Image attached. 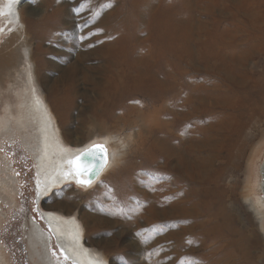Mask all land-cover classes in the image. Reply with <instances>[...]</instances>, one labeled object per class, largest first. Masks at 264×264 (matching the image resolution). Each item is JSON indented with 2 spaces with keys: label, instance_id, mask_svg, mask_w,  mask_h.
Instances as JSON below:
<instances>
[{
  "label": "rangeland",
  "instance_id": "1",
  "mask_svg": "<svg viewBox=\"0 0 264 264\" xmlns=\"http://www.w3.org/2000/svg\"><path fill=\"white\" fill-rule=\"evenodd\" d=\"M249 2L255 5L251 10L263 11L264 0ZM235 4L234 0H25L20 6L25 30H16L10 40L8 34L0 32V51L22 55L23 49L28 48L36 84L69 144L77 138L85 143L97 136L112 137L115 145L119 140L125 142L121 149L125 153L114 166L115 170L124 165L127 153L130 157L141 151L137 141L151 136L162 121L160 107L163 100L168 102V99L161 100L164 90H168L164 80L172 85L187 72L186 78H197L202 83V92L208 101L216 100L221 91V76L230 73V69L248 85L241 97L226 99L227 106L231 104L233 112L230 113L253 114L254 107L248 106L250 101H255L251 93L264 79V13L256 31L251 32L235 17ZM79 24L90 31L83 33ZM93 31H98L95 38ZM40 37H44L42 46H39ZM105 37L107 44L125 47L123 57L111 65L107 74L100 68V53L85 58L78 56L80 45L87 49L102 43ZM50 38L52 42H45ZM232 55L236 68L229 64ZM69 57L82 70L65 74V59ZM14 59L13 67L1 73L0 118L17 122L18 102L22 99L17 93L22 89L24 62L21 56ZM222 64L229 72L221 70ZM87 73L92 74V79H81ZM223 86L227 88L226 84ZM225 87L222 89L226 90ZM154 98L159 101L152 104ZM210 110L207 103V112ZM224 116L218 121H225L227 129L217 146L221 145L223 156L229 158L235 149L230 135L236 131L237 120L226 113ZM146 125L152 129L147 131ZM258 126L264 131V121ZM22 132L24 127L19 124L13 138L0 137V264H37L28 246L32 223L46 231L49 229L41 217L40 207L43 211L80 217L97 214L101 220L99 225L85 215L87 243L106 256L110 264H264V232L251 208L252 200L264 198L260 188L264 184V136L254 141L240 169L227 178V182L240 181L236 200L233 197L238 203L236 213L240 219L236 226L252 234L246 243L242 241V247L241 242L227 245L230 239L227 233L224 238L214 240L216 236L209 237L195 226L173 242L163 240V244H155L141 235V229L150 227V218L144 213L137 216L134 226L125 224L126 217L134 214V208L141 207L155 193L153 183L150 187L139 183L138 190L128 188V204L120 208L109 205L111 209L119 208L123 214L102 210L108 198L116 196V191L111 192L104 179L106 175L88 187L70 183L56 188L39 204L35 159L23 143ZM150 163L153 164L152 160ZM222 201L219 196L204 198L203 214L217 211ZM171 212L174 218L170 217ZM154 215L168 222L177 219L178 211L165 207ZM136 242L147 247L140 259L136 255ZM49 250L52 255L56 253L52 258L70 262L54 241L49 243Z\"/></svg>",
  "mask_w": 264,
  "mask_h": 264
},
{
  "label": "bare ground",
  "instance_id": "2",
  "mask_svg": "<svg viewBox=\"0 0 264 264\" xmlns=\"http://www.w3.org/2000/svg\"><path fill=\"white\" fill-rule=\"evenodd\" d=\"M24 1L1 0L0 2V23H2L0 32L5 35L8 34V40L11 39L16 30L20 28L25 30V24L22 22L20 14V6ZM234 1L237 2L234 8L237 11L235 17L238 22L249 28L251 32L256 31L259 18L262 15L261 13H264V9L262 12L251 10L255 5H252L249 0ZM256 7L258 8L259 4ZM79 29L83 33L90 31V29L80 24ZM97 34L98 31L92 32L94 38ZM39 41L41 45L37 44L42 46L44 37H40ZM106 41L107 38L105 37L102 43L91 45L87 49L80 45L81 51L78 54L79 57L85 58L100 53L102 59L100 68L103 74H107L112 64L119 62L123 57L125 48L118 44H107ZM45 42L50 43L52 39ZM16 56H21L24 62L22 89L17 93L18 95L21 94L22 98L18 102L20 107H18L16 114L19 119L15 122L12 119L5 121L0 118V137L13 138L18 125H23L24 132L21 133V136H25L23 143L26 144L27 149L35 159L37 172L36 194L38 195L37 201L39 204H41L43 198L50 195L56 188H63L70 183H75L79 187H88L78 184L74 177L66 178L64 176V172L69 170L67 160L79 155L93 144H105L108 150L107 165L101 175L91 183L92 185L103 175H106L104 179L109 183L111 192L116 191V196L108 198V204L104 203L102 206L103 211L123 214L119 208L128 204L126 197L128 188L138 190L139 183L146 184L148 187L153 183L152 187L155 193L152 195H154V198L152 199L151 195L141 207H135L132 211L134 214L132 217H126L125 224L128 223L134 226L140 213L147 214L150 218V227L141 229L142 232H140L142 236L155 241V244H163V240L173 242L174 239L182 237L187 230L194 229L192 226L205 231L209 237L216 236L214 240L224 238V234L227 233L230 236L227 245L237 242L242 243V241L246 243L245 241L251 238V232L241 230L236 226L237 221H240V219L236 213L238 203L235 201V194L240 181L234 179L227 182V178L230 177V173L235 175L236 171L240 169V165L254 141L264 136L263 129L260 131V128H258L259 122L264 121V79L258 82L257 90L251 93L255 101L253 103L250 101L248 105L254 107L253 114L249 116L236 114V112H234L235 115L231 114V104L227 106L226 99L233 100L234 97H239L247 90L248 86L230 69V73L221 76V91L218 96L219 99L216 100L211 99L208 101L207 97L203 95L202 83L197 78L196 80L186 78L187 72V75H183L181 80H174L172 85H168L165 80L162 81L167 84L168 89L167 92L164 90V93H162L163 96H167L166 98H162L161 95V100L168 99V102L164 100L163 103L161 102L160 108L163 110V114L159 117H163L162 121L158 123L157 129L151 136L141 137L137 141V148L141 151L130 157L127 153L124 165L114 170V166L122 160L125 153V150H121L125 147L123 146L125 142L119 140L115 145L112 137L97 136L85 143L79 142L77 138L72 141L73 143L71 142L73 146L69 144L62 135L53 110L45 101L43 93L36 84L30 52L27 47L23 49L22 55L20 52L15 51H0V80L3 76L1 73L13 67L14 57L16 58ZM65 64V74L82 70L77 61H74L71 57L65 59ZM225 64L220 65L221 70L229 72L225 68ZM229 64L231 66L236 64L234 56ZM91 76V73H87L81 79H92ZM224 84L227 88L223 86ZM222 87H225L226 90H223ZM156 101H159V99L154 98L151 103L153 104ZM207 103L210 105V113L207 112ZM65 106L67 108L66 104ZM153 108L156 109L157 107ZM160 108H158L159 111ZM7 110L11 111L9 107ZM225 113L232 116L234 121L237 120L236 131L230 135L235 142V149L229 158L223 156L221 145L217 146L218 141L221 140V134L227 129L225 121H218L220 118H225ZM146 127L147 131L152 129L148 125ZM248 130H252L253 133L248 132ZM150 160L153 164L150 163ZM260 188L261 191H264V184L260 185ZM213 196H219L223 199L221 206L217 211L203 214L202 204L205 203L204 198L210 197L213 199ZM111 203L113 207L117 205L119 208L111 209V206H109ZM165 207L176 208L178 211L177 219L163 222L154 215L155 211ZM251 208L261 221L264 232V198H256V201L252 200ZM40 210H42L43 220L47 222L49 229L46 231L39 224L32 223L28 246L37 264H110L106 256L87 243V230L84 224L85 215L88 219L93 220L96 225H99L101 220L97 214L87 213L80 217L75 214L65 215L57 211H43L41 207ZM170 217L174 218V213L171 212ZM237 236L239 237L238 240L232 239V237ZM52 241L56 243L70 262L52 258L53 255L49 250V243ZM243 243L242 247H244ZM135 248L139 259L144 256L147 250L144 244L137 242Z\"/></svg>",
  "mask_w": 264,
  "mask_h": 264
},
{
  "label": "snow or ice",
  "instance_id": "3",
  "mask_svg": "<svg viewBox=\"0 0 264 264\" xmlns=\"http://www.w3.org/2000/svg\"><path fill=\"white\" fill-rule=\"evenodd\" d=\"M102 159L103 163L99 167H104L108 162V150L105 144H93L86 148L79 155L71 157L67 160L69 170L64 172V176L74 177L76 182L83 186H90L92 183L91 177L97 174V165L95 160ZM90 177L89 179H84V177ZM53 255H56L53 252ZM68 259L67 256L64 257Z\"/></svg>",
  "mask_w": 264,
  "mask_h": 264
},
{
  "label": "water",
  "instance_id": "4",
  "mask_svg": "<svg viewBox=\"0 0 264 264\" xmlns=\"http://www.w3.org/2000/svg\"><path fill=\"white\" fill-rule=\"evenodd\" d=\"M95 162V164L97 165V174L95 175V176H93V177H91V179H92V181L93 180H96L100 175H101V173H102V171L105 169V167L106 166H104V167H99L102 163H103V160L102 159H97V160H95L94 161ZM90 177H87V176H85L84 177V179H89ZM263 179H264V173H263ZM43 209V208H42ZM40 212V211H39ZM40 214H41V212H40ZM41 217H42V215H41ZM43 219V218H42ZM44 221V223L46 224V226H47V222L45 221V220H43ZM58 247V246H57ZM59 248V247H58ZM59 250H60V248H59ZM64 257V256H63ZM65 262V261H64Z\"/></svg>",
  "mask_w": 264,
  "mask_h": 264
}]
</instances>
